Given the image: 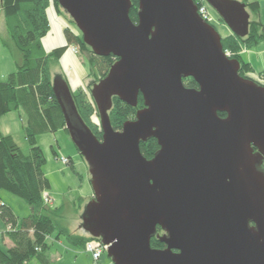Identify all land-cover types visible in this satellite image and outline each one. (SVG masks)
Wrapping results in <instances>:
<instances>
[{
    "label": "water",
    "instance_id": "water-1",
    "mask_svg": "<svg viewBox=\"0 0 264 264\" xmlns=\"http://www.w3.org/2000/svg\"><path fill=\"white\" fill-rule=\"evenodd\" d=\"M205 1L248 36L245 3ZM138 2L134 23L131 0H58L95 56L118 59L91 89L100 141L68 82L53 80L91 176L81 228L113 264H264V84L241 76L195 0ZM189 78L199 89L184 86ZM139 96L142 110L115 131L112 99L137 107ZM149 139L160 147L152 160L140 151ZM155 236L165 249L151 247Z\"/></svg>",
    "mask_w": 264,
    "mask_h": 264
},
{
    "label": "trees",
    "instance_id": "trees-1",
    "mask_svg": "<svg viewBox=\"0 0 264 264\" xmlns=\"http://www.w3.org/2000/svg\"><path fill=\"white\" fill-rule=\"evenodd\" d=\"M200 1L195 0L201 5ZM131 2L133 7L130 17L137 23L139 2L138 0ZM51 4L50 0L1 1L9 38L22 54L23 64L6 82L0 83V118L19 112L23 116L24 131L20 139L1 136L0 133V191L7 190L21 197L32 207L33 213L21 218L0 198V219L6 226L4 236L14 244L8 250L0 247V264H28L32 259L47 263L52 239L64 238L71 246L76 247H85L89 242H101L88 234H75L65 227L62 220L65 213L63 207L55 210L48 208L45 199L51 183L44 173L47 159L42 148L38 146L37 137L46 132L54 133L58 129L66 130L65 115L53 92L55 77L52 68L60 63L69 46L77 45L83 53L88 54L89 90L108 75L118 59L112 55L107 58L95 56L91 48L83 43V38L77 37L69 28L65 31L69 46L55 49L51 53L46 52L43 39L51 30L48 17ZM55 6L59 13L72 23L58 2ZM248 7L256 18L260 11L259 3H250ZM262 27V23L256 18L250 21V33L246 38L231 35L222 40L224 52H227L230 59H237L241 63L239 73L247 79L250 78L247 75H252L253 70L250 63L243 60L242 53L262 42ZM183 84L189 89H199V85L192 78L184 79ZM87 88L72 93V97L81 119L100 141L103 138L101 122L99 120L100 123H96L92 120L94 116L100 118V115ZM138 99L137 107H130L118 98L112 99L113 106L109 117L115 131H121L124 124L135 119L137 113L142 110L144 99L142 96ZM219 116L226 117L224 114ZM66 132L69 133L68 130ZM21 143L23 145H20ZM159 149L156 139H149L140 146L143 157L148 160L154 159ZM85 201L84 198L76 200L73 209L80 213ZM159 233H163L161 228H158L157 235ZM151 247L157 250L165 249V245L156 236L151 241Z\"/></svg>",
    "mask_w": 264,
    "mask_h": 264
},
{
    "label": "rangeland",
    "instance_id": "rangeland-1",
    "mask_svg": "<svg viewBox=\"0 0 264 264\" xmlns=\"http://www.w3.org/2000/svg\"><path fill=\"white\" fill-rule=\"evenodd\" d=\"M51 2V6L55 7V10L57 11L58 15L65 18V16L59 13L57 7L55 6L58 0H50V3ZM208 10L212 15V22L210 23L211 26L214 27L224 39L231 31L229 30L226 24L223 25L218 20L219 15L217 11L213 10L209 6ZM263 17L264 15H262V18ZM69 19L72 21L70 16ZM65 20L67 23V27H69L71 32L77 37L83 38L81 32L79 31L78 27L74 24V22L72 21V23H70L69 20L66 18ZM69 49H72V53L74 54V56H76L75 58L80 62L81 66H83L86 72L89 73V69L87 66V62L89 60L88 54L83 53L81 51V48L77 45L69 46L66 52ZM59 65L60 64L55 65V70L59 69ZM55 70L53 67L52 71L56 72ZM247 77H250L257 83H262L260 80L255 79V77L251 74H248ZM86 88L87 85L85 86V89ZM87 90L88 92H90L91 95L92 90H89L88 88ZM16 115L8 116V119H12L11 117ZM92 120L93 122L100 123V118H97L96 116H94ZM17 139L20 138L17 137ZM37 140L38 146L42 148L44 155L47 159V163L44 166V173L46 177L49 178L51 183V188L49 192L46 193L47 197L51 199V203L47 204L48 208L50 207L52 210H55L57 208L59 209L60 207H63V209H65L64 217L62 218V220H64L63 225L67 227L71 232L82 231L87 234L81 228L83 221L80 218L82 217L85 208V203L87 200L84 202V204H82L81 207L83 208L80 213H77V211L73 209V205L71 202L78 200L81 195L85 196L87 193L92 191L89 166L86 164L83 157L79 154L77 146L73 143L71 134L67 133L65 129H58L54 133L46 132L45 134H40L37 137ZM20 145H23V143H21ZM62 158H66L68 160L70 159L71 163L66 164L62 160ZM0 198L3 202L11 206L13 212H15V214L21 218L28 217L30 214L33 213L32 207L27 204L26 201L7 190L0 191ZM3 231H6V227L5 223H3V221L0 219V247L4 250H8L6 244H4V234H2L4 233ZM65 244L67 243L65 242ZM84 251H86V253L90 256L93 264H103V262L105 264H113V262L109 259L107 252H105V254H102V256L96 260V257H94L90 251H87L85 247ZM32 263L49 264V260L47 263H43L38 261L37 259H32L28 264Z\"/></svg>",
    "mask_w": 264,
    "mask_h": 264
},
{
    "label": "crops",
    "instance_id": "crops-1",
    "mask_svg": "<svg viewBox=\"0 0 264 264\" xmlns=\"http://www.w3.org/2000/svg\"><path fill=\"white\" fill-rule=\"evenodd\" d=\"M236 1L242 4H246V8L250 14L251 21L257 18L263 25L262 42H260L256 47L252 49L244 50V52L242 53V58L245 62L250 63L253 70L252 75L255 77V79L260 80L264 84V17L262 18V15H264V0ZM255 2L259 3L260 8L259 15L256 18L255 14H253L252 10L248 7V4ZM48 17L51 30L48 35L43 39V47L46 52L51 53L55 49L69 46L67 38H65V31L69 27H67L65 18L58 15L54 6H51V8L48 10ZM231 35H233L232 32H230L226 37ZM75 57L76 56H74V54L72 53V49H69L64 54V57L61 58L62 60L59 63V69L55 70L56 67L54 66V70L56 72L53 71V77L60 76L64 81L66 80L68 82L70 91H72V93H77L79 89H85V86L87 85L88 76L86 70L83 68V66H81L80 62ZM22 64V54L15 48L12 43V40H10L9 38L8 29H6L5 19L3 18V11L0 8V83L6 82L9 76H11V74L13 73H16V71L20 66H22ZM11 115L16 116L11 117L12 119H8V116ZM23 131V116L20 115L19 112H13V114H8L0 118L1 136L20 138L23 135ZM81 198L87 200L85 206L89 202H91L94 198L93 188L92 191L87 193L85 196L81 195L79 199ZM74 202H71L72 205L74 204ZM73 233L79 235L85 234L82 231H73ZM3 240L7 248H11L14 245L11 240L5 236L3 237ZM63 241L66 242L64 238H61L60 240H51L52 244L48 255L49 264H93L90 256L86 253V251H84V247L71 246L68 242H66L67 244H65V242ZM103 264L105 263L103 262Z\"/></svg>",
    "mask_w": 264,
    "mask_h": 264
},
{
    "label": "built area",
    "instance_id": "built-area-1",
    "mask_svg": "<svg viewBox=\"0 0 264 264\" xmlns=\"http://www.w3.org/2000/svg\"><path fill=\"white\" fill-rule=\"evenodd\" d=\"M198 5V10H199V14L201 16V18H203L205 21H207L208 23L212 22V15L210 14V11L208 10V6L205 3H200L197 4ZM62 160L66 163L69 164L70 159H66V158H62ZM46 204L51 203V199H49V197H47L46 199ZM85 249L87 251H90L94 257H96V260L99 259L102 254H105V252H108V246L102 244V242H98V241H94V242H89L86 244Z\"/></svg>",
    "mask_w": 264,
    "mask_h": 264
},
{
    "label": "flooded vegetation",
    "instance_id": "flooded-vegetation-1",
    "mask_svg": "<svg viewBox=\"0 0 264 264\" xmlns=\"http://www.w3.org/2000/svg\"><path fill=\"white\" fill-rule=\"evenodd\" d=\"M200 2H203V3L207 4L205 0H201ZM207 6H208V5H207ZM218 17H219L218 20L224 25V24H225V21L222 20V17H221L220 15H219ZM248 35H249V34H248ZM246 37H247V36H246ZM256 151H257V150H256ZM263 168H264V165H263ZM163 234H164V232L161 233V234L159 233V235H163ZM165 247H166V246H165Z\"/></svg>",
    "mask_w": 264,
    "mask_h": 264
}]
</instances>
